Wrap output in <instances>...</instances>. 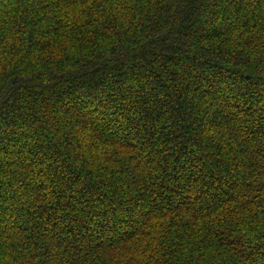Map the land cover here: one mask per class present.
Instances as JSON below:
<instances>
[{"label":"trees","instance_id":"obj_1","mask_svg":"<svg viewBox=\"0 0 264 264\" xmlns=\"http://www.w3.org/2000/svg\"><path fill=\"white\" fill-rule=\"evenodd\" d=\"M0 264H264V0H0Z\"/></svg>","mask_w":264,"mask_h":264}]
</instances>
